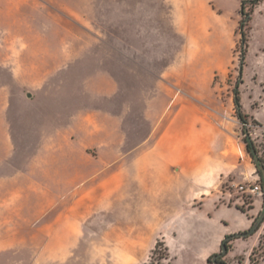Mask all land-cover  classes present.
Instances as JSON below:
<instances>
[{"label": "rangeland", "instance_id": "obj_1", "mask_svg": "<svg viewBox=\"0 0 264 264\" xmlns=\"http://www.w3.org/2000/svg\"><path fill=\"white\" fill-rule=\"evenodd\" d=\"M243 1L0 0V75L16 93L10 120L20 169L36 153L35 126L44 119L48 96L46 84L33 82L34 77L52 68L60 76L67 54L68 83L49 87L56 93L63 88L72 103L78 95L85 104L100 96L95 106L120 116L123 153L153 133L166 145L186 139L204 142L200 155L212 164L214 192L245 211L256 200L259 217L263 178L247 149L244 128L264 164V0L245 5L248 17L241 12ZM15 74L21 83L15 82ZM236 90L247 125L237 113ZM34 94L38 102L28 101ZM101 183L99 205L73 202L85 190L70 193V220L52 226L66 207L47 206L54 185L45 188L23 179L12 204L8 196L13 185L2 180L0 264H201L190 255L173 257L160 235L177 231V211L142 206L140 196L136 206L125 209L118 203L110 211L108 182ZM249 184L261 185L263 194L242 192L240 186ZM236 241L223 257L227 264L245 262ZM263 256L264 231L252 264Z\"/></svg>", "mask_w": 264, "mask_h": 264}, {"label": "crops", "instance_id": "obj_2", "mask_svg": "<svg viewBox=\"0 0 264 264\" xmlns=\"http://www.w3.org/2000/svg\"><path fill=\"white\" fill-rule=\"evenodd\" d=\"M63 57L67 65L61 67L60 76L56 74L58 69L52 68L47 75L34 77L33 82L46 84L48 96L44 119L37 121L35 126L39 132L36 153L26 159L25 163L29 166L24 171L18 166L20 159L15 157L16 141L10 120V108L16 93L4 86L0 75V182L12 183L8 196L12 204L19 195L23 179L34 180L33 185L45 188L48 184L51 187L54 185L55 190L47 206L64 204L66 207L60 208V215L50 225L61 226L64 221L70 220L67 206L70 193L85 190L73 202L77 204L89 200L99 205L98 193L104 185L101 182L107 180L110 211L115 212L118 203L125 209L136 206L138 196L142 198V206H154L156 211L171 208L177 211L178 217L173 223L177 231L172 235L164 232L160 235L173 257L178 259L181 256L182 259L190 255L202 261L201 264L212 254L220 252L227 235L252 227L260 212L256 200L248 211L220 200L212 188L215 179L212 164L200 155H203L201 149L206 148L204 142L186 139L166 145L163 139L154 138L153 133L150 138L123 153L126 141L122 135L120 116L96 107V95L85 104L80 95L74 97L75 102H70L69 94L63 88L60 93L54 92L49 87L51 84L68 83V76H64L69 68L68 55ZM74 66L79 67L78 64ZM3 67L4 61H0V68ZM13 78L17 83L23 81L16 74ZM81 80L77 76L75 82L79 84ZM113 83L115 93L116 82ZM38 100V94L28 97V101L33 103ZM194 124L191 123L192 126ZM42 210L45 211V207ZM263 231L264 225L250 235L252 239L247 236L232 241L237 240L236 244L243 249L237 254L244 253L246 256L245 262L238 261L239 264H252L251 256L261 242ZM263 263L264 256L257 264Z\"/></svg>", "mask_w": 264, "mask_h": 264}, {"label": "trees", "instance_id": "obj_3", "mask_svg": "<svg viewBox=\"0 0 264 264\" xmlns=\"http://www.w3.org/2000/svg\"><path fill=\"white\" fill-rule=\"evenodd\" d=\"M262 0H244L242 2V14H245L246 17H248L250 14L249 13H245L244 12V8H245V5L246 4H251L253 7L254 6H257L258 4H260ZM235 103H236V108H237V113H238V116L239 118L242 120V122L244 123V125H247L248 123V115L244 113V111L242 110V103H241V97H240V94H239V91L236 90V97H235ZM244 130L246 131V138H245V141H246V145H247V149L249 151V153L253 156V158L255 159V162H256V155H257V149H256V146L254 144V142L251 140L250 137H248V128H244ZM262 162V161H261ZM257 166H258V169H259V173L261 174L262 176V173L260 171V168H259V163H257ZM263 164V163H262ZM262 184L264 185L263 181H262ZM241 210L245 211L244 209L240 208ZM258 217H256V219L254 220L253 224L255 223V221L257 220ZM238 238V236L234 233V234H229L225 237V239L223 240L222 242V246L225 245L226 248H227V252L222 254V248H221V251L220 252H217V253H214L212 254L209 258H208V262L209 263H214V264H223V263H226V261L223 259V257L229 252L230 248L232 247L231 245V242ZM255 263L257 262L256 259L254 260Z\"/></svg>", "mask_w": 264, "mask_h": 264}, {"label": "water", "instance_id": "obj_4", "mask_svg": "<svg viewBox=\"0 0 264 264\" xmlns=\"http://www.w3.org/2000/svg\"><path fill=\"white\" fill-rule=\"evenodd\" d=\"M256 162L259 163V168L260 171L262 173V178H263V183H264V164H262L261 160L258 158V156L256 155ZM264 221V206H263V210L261 212V214L259 215V217L257 218V220L255 221V223L252 225V227L250 229H248L247 231H242V232H238L235 233L238 237H247L250 236L252 234H254L260 227L261 223ZM227 252V248L225 245L222 246V254ZM223 264H227V263H223Z\"/></svg>", "mask_w": 264, "mask_h": 264}, {"label": "built area", "instance_id": "obj_5", "mask_svg": "<svg viewBox=\"0 0 264 264\" xmlns=\"http://www.w3.org/2000/svg\"><path fill=\"white\" fill-rule=\"evenodd\" d=\"M240 189L242 190V192H249L251 194H263V191H262V187L261 185H248V187H245V185H241L240 186ZM241 199V197L239 198Z\"/></svg>", "mask_w": 264, "mask_h": 264}]
</instances>
